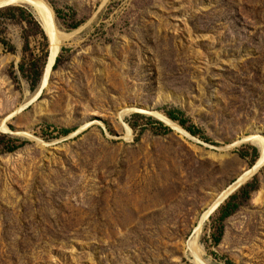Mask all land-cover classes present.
<instances>
[{
    "label": "rangeland",
    "instance_id": "1",
    "mask_svg": "<svg viewBox=\"0 0 264 264\" xmlns=\"http://www.w3.org/2000/svg\"><path fill=\"white\" fill-rule=\"evenodd\" d=\"M41 1L35 102L49 39L0 9V264H264V168L201 222L261 158L264 0Z\"/></svg>",
    "mask_w": 264,
    "mask_h": 264
},
{
    "label": "bare ground",
    "instance_id": "2",
    "mask_svg": "<svg viewBox=\"0 0 264 264\" xmlns=\"http://www.w3.org/2000/svg\"><path fill=\"white\" fill-rule=\"evenodd\" d=\"M12 6H29L30 8H32L35 11V13L39 16L43 30L45 31L49 39V42H50V50H49L50 54L47 60L43 78L41 80L40 89L34 99V102H35L38 98H40L44 94V91L50 85V80L52 77L53 69L56 64V59L60 54L61 46L63 45L65 41L69 40L72 35L61 33L56 29L51 11L45 6V4L41 0H0V9L12 7ZM137 112H141V111H137ZM152 114L156 118H159L160 120L168 123V120L165 117L161 116L160 114L158 113H152ZM14 116L15 114H12L10 116V119ZM127 130L130 135V130L128 127H127ZM3 131L9 132L5 124L3 126ZM257 143L259 147L261 148V158L257 162L255 167H257V165H260L261 163L264 162V137H259L257 139ZM255 167H254V170L256 169ZM254 170L250 169L247 174L245 173L246 175L244 174L237 180V182L234 184V187L232 186L227 192L221 195V197H218L214 201L212 206L208 208L209 210L203 215L201 222L204 223L206 221L210 213L217 207V205L221 201H223L229 194H231L238 187L242 179L244 180L248 179L252 174H254ZM201 226L202 224L199 226L198 230L196 231L197 236H199L198 234L201 230ZM192 248L194 249V251H196L197 246L193 245ZM194 262L195 264H207L205 260L199 257L196 253L194 255Z\"/></svg>",
    "mask_w": 264,
    "mask_h": 264
},
{
    "label": "water",
    "instance_id": "3",
    "mask_svg": "<svg viewBox=\"0 0 264 264\" xmlns=\"http://www.w3.org/2000/svg\"><path fill=\"white\" fill-rule=\"evenodd\" d=\"M198 145H200L198 143ZM202 146V145H201ZM208 148V147H206ZM204 151V150H203ZM205 152V151H204ZM254 167V166H252ZM256 169L254 170V168H251V170H254V174H252V176H250L248 179H242L241 182L239 183L238 187L231 193L229 194L223 201H221L217 207L210 213V215L208 216V218L206 219V221L210 218L211 215H213L235 192H237L238 190H240L243 185L251 178L254 177L256 174H258L263 168H264V162L261 163L260 165H257V167H255Z\"/></svg>",
    "mask_w": 264,
    "mask_h": 264
},
{
    "label": "trees",
    "instance_id": "4",
    "mask_svg": "<svg viewBox=\"0 0 264 264\" xmlns=\"http://www.w3.org/2000/svg\"><path fill=\"white\" fill-rule=\"evenodd\" d=\"M46 67V66H45ZM44 71H45V69H44ZM43 75H44V72H43ZM42 78H43V76H42Z\"/></svg>",
    "mask_w": 264,
    "mask_h": 264
}]
</instances>
